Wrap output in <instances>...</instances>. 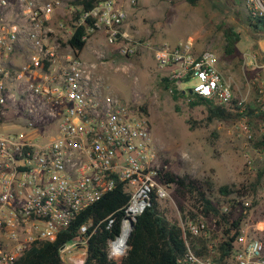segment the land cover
<instances>
[{
    "label": "built area",
    "instance_id": "obj_1",
    "mask_svg": "<svg viewBox=\"0 0 264 264\" xmlns=\"http://www.w3.org/2000/svg\"><path fill=\"white\" fill-rule=\"evenodd\" d=\"M72 1L0 0V264L54 242L118 187L129 197L106 251L109 258L124 256L133 224L151 200L160 205L172 200L176 183L165 181L168 164L149 122L134 105L103 89L98 67L103 61L86 60L85 45L77 50L69 42L78 27L85 44L100 34L121 56L149 49L157 69L187 96L223 106L234 101L243 112L251 92L254 111L264 112V63L255 55L245 62L257 68L255 75L237 96L212 47L198 50L190 37L174 45L142 42L125 27L127 11L117 1L99 0L88 9ZM239 1L251 18L264 17V0ZM239 119L240 132L250 138L246 118ZM246 159L250 162L249 155ZM234 202L245 213L248 200ZM221 210L228 211L227 203ZM206 218H179L186 251L178 264H217L213 244L200 254L191 243L195 236L209 237ZM115 223L116 212L97 222L85 217L57 247L62 264H83L90 237L101 225L112 232ZM225 264H264V241L251 233L245 218Z\"/></svg>",
    "mask_w": 264,
    "mask_h": 264
},
{
    "label": "rangeland",
    "instance_id": "obj_2",
    "mask_svg": "<svg viewBox=\"0 0 264 264\" xmlns=\"http://www.w3.org/2000/svg\"><path fill=\"white\" fill-rule=\"evenodd\" d=\"M115 1L126 9L125 27L139 41L174 45L190 37L198 50L212 47L219 57L220 69L232 81L237 96L245 92L247 81L257 69L246 65V56L255 55L258 64L264 63V27L260 24L255 30L250 25L238 0H198L195 5L185 0H137L132 5L130 0ZM227 26L240 34L237 50L230 55L222 50L223 29ZM81 56L88 61H103L98 67L105 91L135 107L145 108L147 114L142 116L150 124L152 138L165 157L170 173L188 174L200 180L209 178L213 184L210 198L217 205L231 198L241 199L235 194L221 195L219 186L233 189L245 186L244 198L250 206L245 211V221L251 233L264 241V150L254 148L250 140L264 131L260 130L261 123L248 126L250 138L240 132V119L207 123L202 106L191 107L187 95L174 100L171 91L163 87L160 80L166 71L157 69L149 49H137L128 57L121 56L115 47L104 43L100 34H94ZM251 101L250 92L247 104ZM175 106H178L177 112ZM252 183L255 187L250 186ZM180 205L188 206L175 187L172 200L160 206L169 220L178 223L179 218L184 219ZM211 218H206L209 230L215 229Z\"/></svg>",
    "mask_w": 264,
    "mask_h": 264
},
{
    "label": "trees",
    "instance_id": "obj_3",
    "mask_svg": "<svg viewBox=\"0 0 264 264\" xmlns=\"http://www.w3.org/2000/svg\"><path fill=\"white\" fill-rule=\"evenodd\" d=\"M99 0H73V4H80L83 8L92 7ZM190 5H195L198 0H185ZM239 1V0H238ZM250 25L258 30V25L264 27V17L251 18L247 15ZM84 34L83 27H78L71 38L70 44L77 50H81L85 45L82 40ZM224 44L222 47L225 55L236 52V45L240 40V34L231 26L223 29ZM161 84L167 90L172 89L171 95L174 100L185 94L175 89L168 77H161ZM189 105L202 106L205 111V121L213 120L227 121L245 117L250 126L264 122V112H255L251 104H247L243 112H239L238 107L233 103L230 106H223L213 103L200 96H188ZM139 112L147 114L142 106L136 107ZM178 111V106H175ZM189 123V120H186ZM254 148L264 150V131L255 139H250ZM259 176V175H258ZM165 181L175 182L176 191L188 204L187 208L180 205L184 218L198 219L212 216L215 219L214 228L210 230L209 237L192 238V247L200 254L208 252V244H213L217 254L213 256V261L217 264H225L226 258L232 250L233 241L239 234L240 225L245 217L243 206L235 209V198L228 199V211L223 212L221 205H217L211 198L213 184L209 178L196 179L188 174L175 175L170 172L165 174ZM255 187V184H250ZM221 195L228 196L235 194L244 198L246 194L245 186L236 189L227 185L218 187ZM128 195L122 191L121 187L108 192L100 200L81 213L75 222L66 231L59 234L54 242L43 243L32 246L25 251L12 264H62L57 253V247L63 241L70 239L76 232L77 227L85 217L90 216L93 221L102 220L108 214L116 212V223L112 232L105 230L104 225L90 237L88 253L83 264H178L177 259L186 251L185 240L182 229L176 221L169 220L157 200L152 199L150 205L136 218L133 228L127 238L128 249L124 256L109 258L106 251V242L119 231L122 211L120 208L126 203ZM250 206L247 207L249 209Z\"/></svg>",
    "mask_w": 264,
    "mask_h": 264
},
{
    "label": "water",
    "instance_id": "obj_4",
    "mask_svg": "<svg viewBox=\"0 0 264 264\" xmlns=\"http://www.w3.org/2000/svg\"><path fill=\"white\" fill-rule=\"evenodd\" d=\"M189 92H190V90H189Z\"/></svg>",
    "mask_w": 264,
    "mask_h": 264
},
{
    "label": "crops",
    "instance_id": "obj_5",
    "mask_svg": "<svg viewBox=\"0 0 264 264\" xmlns=\"http://www.w3.org/2000/svg\"><path fill=\"white\" fill-rule=\"evenodd\" d=\"M128 30V29H127Z\"/></svg>",
    "mask_w": 264,
    "mask_h": 264
}]
</instances>
